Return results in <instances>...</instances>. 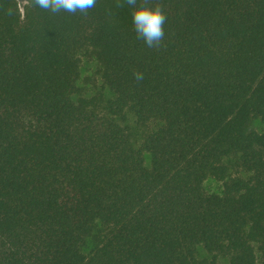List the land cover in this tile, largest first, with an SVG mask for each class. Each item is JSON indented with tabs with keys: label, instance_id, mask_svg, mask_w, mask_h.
<instances>
[{
	"label": "trees",
	"instance_id": "16d2710c",
	"mask_svg": "<svg viewBox=\"0 0 264 264\" xmlns=\"http://www.w3.org/2000/svg\"><path fill=\"white\" fill-rule=\"evenodd\" d=\"M24 1L0 0V264H264V0H149L159 48L116 0ZM84 54L110 97L79 94Z\"/></svg>",
	"mask_w": 264,
	"mask_h": 264
},
{
	"label": "clouds",
	"instance_id": "9594fccd",
	"mask_svg": "<svg viewBox=\"0 0 264 264\" xmlns=\"http://www.w3.org/2000/svg\"><path fill=\"white\" fill-rule=\"evenodd\" d=\"M98 0H30V6L38 7L52 15L66 12L75 15L81 13L87 15L90 9L96 7ZM127 4L131 9V18L134 31L138 39H142L148 48H159L164 39V25L166 15L163 5L160 3L149 4V0H116L115 7L122 8ZM112 14L111 9L108 12ZM134 78L137 81L143 79V74L136 72Z\"/></svg>",
	"mask_w": 264,
	"mask_h": 264
},
{
	"label": "rangeland",
	"instance_id": "374dc122",
	"mask_svg": "<svg viewBox=\"0 0 264 264\" xmlns=\"http://www.w3.org/2000/svg\"><path fill=\"white\" fill-rule=\"evenodd\" d=\"M16 1L19 4L20 10H22L25 1L24 0H16ZM98 70H99L98 64L92 55L84 54L81 56L79 78L76 83L79 94L85 97H89L94 93H96L97 91H102L106 98L111 96L108 90L102 87ZM124 124L129 126L132 131H136L134 125V118L131 115L127 116V120L125 121ZM253 127L258 131L264 130V126L260 124L258 121H255L253 123ZM139 138L140 135L139 133H137V139ZM144 158L146 164H148V156L145 155ZM218 185L219 184L215 180L208 179L204 183V188L208 192H215L218 190Z\"/></svg>",
	"mask_w": 264,
	"mask_h": 264
}]
</instances>
